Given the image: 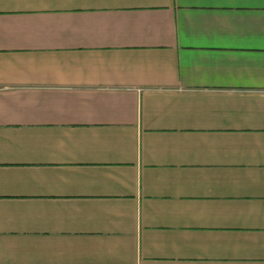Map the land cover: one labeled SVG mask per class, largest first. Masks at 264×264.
<instances>
[{
  "label": "crops",
  "instance_id": "1",
  "mask_svg": "<svg viewBox=\"0 0 264 264\" xmlns=\"http://www.w3.org/2000/svg\"><path fill=\"white\" fill-rule=\"evenodd\" d=\"M0 264H264V0H0Z\"/></svg>",
  "mask_w": 264,
  "mask_h": 264
}]
</instances>
